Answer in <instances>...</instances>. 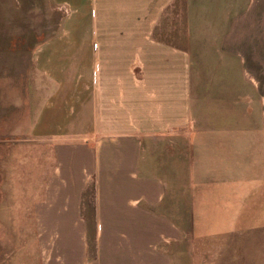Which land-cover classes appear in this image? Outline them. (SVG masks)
Returning a JSON list of instances; mask_svg holds the SVG:
<instances>
[{"label": "crops", "instance_id": "obj_1", "mask_svg": "<svg viewBox=\"0 0 264 264\" xmlns=\"http://www.w3.org/2000/svg\"><path fill=\"white\" fill-rule=\"evenodd\" d=\"M45 1L31 74L22 40L0 42L49 97L35 143L84 163L75 208L92 185V213H121L127 191L147 226L109 264H264V0ZM0 110L3 144L23 115Z\"/></svg>", "mask_w": 264, "mask_h": 264}, {"label": "rangeland", "instance_id": "obj_2", "mask_svg": "<svg viewBox=\"0 0 264 264\" xmlns=\"http://www.w3.org/2000/svg\"><path fill=\"white\" fill-rule=\"evenodd\" d=\"M17 1L0 0V11L6 12L0 17V24H6L1 26L0 38L8 43L15 36L22 40L21 65L24 72L31 74L26 53L36 33L29 30V13L32 4V9L44 10L46 1ZM42 19L43 15H39L40 24ZM4 40L0 42V109L6 106L21 111L23 118L21 127L12 134L15 138L0 144V264H109V254L128 253L133 246L129 240L132 233H141L147 226L132 222L128 213L131 211L124 207L127 191L115 197L121 213L110 208L92 213L88 207L93 202L92 185L83 187L80 207L75 208L74 197L80 194V168L84 163L57 155L52 144L35 143V111L42 110L49 97L32 96L31 80H20L19 67L16 69L20 50L8 54ZM72 130L81 135L84 129ZM90 164L91 160L86 165ZM120 178L127 181L123 175ZM185 226L189 231V225ZM96 228L102 238L94 240ZM174 259L170 257L172 264Z\"/></svg>", "mask_w": 264, "mask_h": 264}]
</instances>
